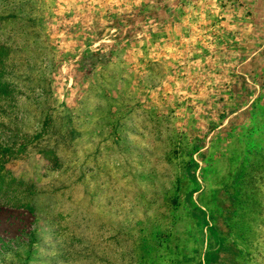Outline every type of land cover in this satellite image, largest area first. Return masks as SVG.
Listing matches in <instances>:
<instances>
[{
  "label": "rangeland",
  "instance_id": "obj_1",
  "mask_svg": "<svg viewBox=\"0 0 264 264\" xmlns=\"http://www.w3.org/2000/svg\"><path fill=\"white\" fill-rule=\"evenodd\" d=\"M0 264H264V0H0Z\"/></svg>",
  "mask_w": 264,
  "mask_h": 264
}]
</instances>
